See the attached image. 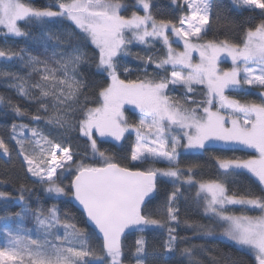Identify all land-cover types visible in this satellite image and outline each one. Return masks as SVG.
I'll list each match as a JSON object with an SVG mask.
<instances>
[{
    "label": "snow or ice",
    "instance_id": "6c2138e0",
    "mask_svg": "<svg viewBox=\"0 0 264 264\" xmlns=\"http://www.w3.org/2000/svg\"><path fill=\"white\" fill-rule=\"evenodd\" d=\"M172 4V18H161L153 0L44 7L0 0V33L28 38L38 26L45 37L42 55L0 47V58L25 70L0 69V78L36 106L31 112L0 95V106L17 118L0 135V184H14L17 195L0 191V201L19 204L0 216V264H124L130 234H139L135 264H148L154 249L144 233L164 227L166 253L205 264L207 247H180L187 239L178 235L181 223L238 253L211 256L208 264H264V0H231L227 12L213 0ZM49 25L65 31L49 32ZM129 57L139 62L134 78ZM246 149L255 154L211 155L216 173L207 179L204 166L187 159ZM14 157L23 177L7 172ZM239 176L248 184L232 190L228 180ZM161 183L171 191L158 218L149 205ZM182 199L207 223L181 221ZM69 202L75 211L64 207Z\"/></svg>",
    "mask_w": 264,
    "mask_h": 264
},
{
    "label": "trees",
    "instance_id": "16d2710c",
    "mask_svg": "<svg viewBox=\"0 0 264 264\" xmlns=\"http://www.w3.org/2000/svg\"><path fill=\"white\" fill-rule=\"evenodd\" d=\"M54 2V0H31V3L34 4L36 7H44L50 5ZM214 4L218 7L224 9L226 12L229 9L231 4V0H213ZM155 5L153 11L158 17L161 18H172L175 14V6L172 4V0H153ZM233 19H237V17L233 16ZM240 19L246 20V17H241ZM67 22H65L66 24ZM30 35L28 38H12V37H5L2 33H0V47H10L16 50L19 49H26L28 52L33 54H40L44 53V29L34 26L28 29ZM47 31L52 33H63L65 29L61 25H49L47 27ZM223 29H221V32ZM74 43V42H73ZM52 43L48 42L49 51H51ZM139 48H134V51H138ZM126 63L128 67L133 69L132 77L134 78L139 69V62L132 59L131 57L127 58ZM224 67H229L230 63L225 62L223 65ZM0 69H7L13 72H19L21 74L24 73V69L21 67L20 62L17 60L8 61L3 58L0 59ZM86 73L95 72V68H88L85 66ZM151 71V69H150ZM99 79V77H97ZM0 95L5 97H11L14 102L19 103L22 107L27 108L31 112L36 111L35 105H28L26 101L22 100L18 97L14 90L8 88L7 82L4 78H0ZM254 98V97H252ZM131 115V114H130ZM132 118H135L134 116ZM17 120L13 116V114L8 111L3 106H0V135H3L6 131L10 129L11 123ZM24 122H28L25 120ZM134 139V137H133ZM105 148L109 149L112 152H115L118 156L124 154V150L129 147V144L124 145V150H121L119 146L112 147L109 144L104 145ZM223 155L227 157H240V158H249L253 155L251 152L246 150H237L233 151H223L217 153H206L203 155H194L192 157H188L189 161L198 162L203 167V172L205 173L204 178L214 177L216 173V168L214 167V161L211 159V155ZM185 158L182 157V160ZM5 166L0 160V178L4 176ZM7 172L9 175L13 176H20L23 177V172L21 171L20 161L14 157L13 164L8 165ZM30 183V181H29ZM248 184V180L246 176H239L235 178H230L228 180V186L232 190H242L245 185ZM159 187V195L153 201L151 205H149V210L152 211L157 215L158 218H163L166 212L165 209V198L166 192L171 191V184L161 183L158 185ZM0 191H5L10 193L13 197L17 195L16 186L11 183L7 184H0ZM34 191L36 196L41 197L40 203H43L44 194L40 186H35ZM36 196L31 197V203L33 206L37 205ZM64 207L68 208L71 211H75L74 206L69 202L64 205ZM19 210V204L16 202L15 199L10 201H0V216L11 214L13 211ZM239 214V213H238ZM181 221L185 219L193 221V222H200V223H207V220L203 217L202 211L197 209L190 200H181L180 201V213ZM27 227H31V224H27ZM139 234H130L125 241L126 248L124 253V259L126 264H130L131 258L134 255V246L135 240ZM178 235L180 237L187 238L185 241L181 242L180 247L188 246L189 244H197V245H204L209 249L207 254H200V258L205 261V264H208V261L211 256H219L222 253L231 254V255H238L235 253L234 250L230 247L226 246V243L221 241L217 237H200L193 233L192 229L186 227L183 223L180 224L178 227ZM145 239L148 241L150 248L154 249L146 257L148 260V264H187L186 258L183 257L178 251L173 253H166L164 251L163 245L168 239V232L167 228H153L149 229L147 232L144 233ZM94 243V242H93Z\"/></svg>",
    "mask_w": 264,
    "mask_h": 264
},
{
    "label": "rangeland",
    "instance_id": "374dc122",
    "mask_svg": "<svg viewBox=\"0 0 264 264\" xmlns=\"http://www.w3.org/2000/svg\"><path fill=\"white\" fill-rule=\"evenodd\" d=\"M1 59V58H0ZM227 62H229L230 63V61H227ZM249 152H251L253 155L255 154L254 153V150H252V149H247ZM3 242V237L2 236H0V243H2ZM124 264H126L125 263V259H124ZM130 264H135V260H134V255H133V257L131 258V262H130Z\"/></svg>",
    "mask_w": 264,
    "mask_h": 264
}]
</instances>
